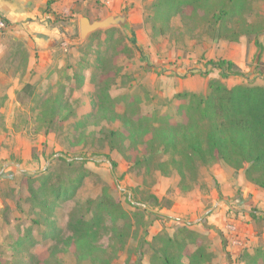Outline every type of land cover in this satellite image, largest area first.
Segmentation results:
<instances>
[{"label":"rangeland","instance_id":"obj_1","mask_svg":"<svg viewBox=\"0 0 264 264\" xmlns=\"http://www.w3.org/2000/svg\"><path fill=\"white\" fill-rule=\"evenodd\" d=\"M154 3L155 0H88L81 6L82 1L76 0L73 11L86 15L90 21L110 15L121 20L118 25L94 31L98 32L97 40L86 43L91 33L81 39L75 18L73 33H68L75 42H80L71 52L75 56L52 65L47 75L25 66L26 51L20 44L12 46L0 61V260L3 264H12L11 235L25 228L36 232L30 219L38 207L27 196L29 182L22 173L33 177L46 171L52 174V182L59 179L62 183L77 173L82 174V183L73 199L65 207L60 203L56 208L55 220L60 226H65L67 213L72 208L90 199L110 196L128 213V221L116 223L105 215V228L98 235L97 246L98 254L108 260L106 264H150L154 261L149 245L153 236H184L183 224L201 236L196 244L188 243V248L193 251L202 244L212 255L210 264H228L227 258L231 264H246L238 261L239 254L264 248V188L247 181L244 168L233 171L241 174V185L234 181L233 174L227 179L216 176L215 165L225 164L221 160L197 164L195 176L185 173L181 177L175 168L162 173L153 164L146 167L137 163L136 159L144 154L140 145L136 149L120 147L117 141L121 149H110L101 130H120V121L96 124L95 119H89L82 125L77 124L80 117L92 110L93 95L103 80L110 84L109 93L116 98L118 112L131 100L137 102L142 114L167 115L174 121L185 119L177 106L186 100L176 99L177 92L205 96L208 79L221 81L218 70L206 65L209 59L233 61L242 72L241 76H229L238 80L236 83L264 84V72L260 71L264 68L256 67L258 56L259 63L264 64V0L249 2L244 17L252 24L251 30L248 37L241 35L236 41L214 38L200 11L191 14L186 8L174 16H159ZM131 17L136 21H130ZM256 38L262 45L261 51L254 45ZM80 44L85 53L84 46L101 49L103 73L97 72L90 78V70L82 69L83 83L77 85L67 77L77 62L82 61L79 60ZM26 83L36 86L33 100L24 93V99H19ZM193 83L197 85L193 86L194 91L191 90ZM201 88L204 92H196ZM56 95H62L61 100L68 102L75 115L66 122L55 118L47 125V119L38 113L45 99H54ZM129 109L134 107L129 105ZM59 155L73 163L58 160ZM166 158L164 155L162 160ZM245 182L252 184L257 192L246 191ZM227 202L234 211L226 210V219L221 225H207V229L201 226V221H206L216 207L224 208ZM240 209H248L255 216L246 215ZM144 210L160 212L166 218L154 219L152 214L143 213ZM141 215L147 228L139 221ZM116 230L122 238L120 249H117L120 241ZM240 233L247 234L246 241L240 238ZM67 234L65 231L64 236ZM42 247L37 249L42 254L41 260L46 256ZM87 258L70 250L63 255L62 264H90Z\"/></svg>","mask_w":264,"mask_h":264},{"label":"trees","instance_id":"obj_2","mask_svg":"<svg viewBox=\"0 0 264 264\" xmlns=\"http://www.w3.org/2000/svg\"><path fill=\"white\" fill-rule=\"evenodd\" d=\"M250 1L155 0L154 6L156 15L167 17L180 14L186 8L191 14L200 11L201 18L212 31L214 38L236 41L241 35L248 37L251 30L252 24L244 17ZM235 18L237 20L233 22ZM97 37L98 32H92L86 43L97 40ZM81 45L78 47L79 60L82 61L77 62L67 77L73 79L77 85L83 83L84 75L80 72L82 69L90 70V78L95 77L97 72L99 75L103 73L104 56L101 49L84 46L87 48L85 53ZM254 45L261 51L262 45L257 38ZM259 58L260 56L257 59V69L264 68V64L259 63ZM205 63L209 69H217L222 79L230 75H242L240 68L230 59H209ZM207 71L203 72L204 76ZM260 71L264 72L263 69ZM109 86L107 80H103L93 95L92 110L80 117L77 124L82 125L89 119H95L96 124L103 121H120V130H101L102 138L110 149L119 150L123 146L136 149L140 145L144 149V154L136 159L138 164L146 167L153 164L155 169L162 173H168L170 169L175 168L181 177H184L185 173L195 176L197 164L221 160L234 171L244 168L245 179L264 188V86L244 84L226 86L219 79L210 78L207 81L208 92L205 96L177 92L174 95L176 99L186 100L177 106L179 114L183 112L185 115L183 121H174L167 115L157 113L142 114L137 102L131 100L126 101L122 112H118L116 98L109 93ZM35 88V84H24L20 90L22 94L18 95L19 99H24V93L33 100L36 95ZM61 96L45 99L46 103L38 113L39 117L47 119V125L55 118L66 122L75 115L74 109L66 100H61ZM129 105L134 107V110H130ZM126 141L128 144H125ZM164 155H167V158L162 160ZM57 159L66 164L73 163L67 162L62 155ZM22 175H25L29 182L27 196L34 207H38L35 216L30 219L36 232L33 233L31 228H25L21 233L9 237L11 263L62 264L63 255L73 250L80 257H88L90 264H106L108 260L98 254L100 248L97 246V238L105 228V215L115 223L128 221L129 215L120 204L110 196L87 200L67 213V221L63 227L55 220L56 208L60 203L65 207L67 202L73 199L82 183V174L77 173L74 178L64 183L59 179L52 182V174L49 171L33 177L25 173ZM47 196L50 198L47 199ZM154 200L156 203L159 202L156 197ZM111 204L116 207L111 208ZM169 205L165 207L168 208ZM144 212L146 214L147 211ZM147 214H152L154 219L166 218V215L160 212L150 211ZM250 216H255L254 212H251ZM143 219L141 215L139 221L147 228ZM182 227L181 232L184 236L182 234L153 236L149 243L152 246L151 260L159 264H210L212 255L202 244L193 251L188 248V243L196 244L197 238L201 239V236L188 230L186 224ZM65 231L68 232L66 236ZM115 234L120 235L118 230ZM117 239L120 241L117 249H120L122 238L118 236ZM38 246H43L42 250H45L46 256L43 260L40 258L42 256L40 249L37 250ZM253 251L244 255L239 254L238 261L246 264H264V248L257 247ZM154 261L150 264H155ZM0 264H3V261L0 260Z\"/></svg>","mask_w":264,"mask_h":264},{"label":"crops","instance_id":"obj_3","mask_svg":"<svg viewBox=\"0 0 264 264\" xmlns=\"http://www.w3.org/2000/svg\"><path fill=\"white\" fill-rule=\"evenodd\" d=\"M76 0H0V14L6 18L8 29L0 34V61L3 56L14 45L20 44L26 51L25 66L39 74L47 75L52 69V65H57L63 58L66 59L74 51L76 43L72 36L68 33H73L75 18L83 17L78 11H73ZM85 4L88 0H80ZM114 0H109L112 2ZM71 17V18H63ZM87 17L86 15H84ZM88 18V17H87ZM130 21H136L135 17H131ZM79 29V25H78ZM226 81H231L226 82ZM229 77L221 79V82L227 86H233L241 83H236ZM189 85V84H188ZM264 86V84H257ZM197 87L196 83L192 84V89ZM186 87V86H185ZM187 89V88H186ZM189 89V88H188ZM204 88L196 92H204ZM216 176L227 179L233 172L226 164L215 165ZM214 166V167H215ZM234 181L241 185V174H233ZM238 176V177H237ZM246 191H255L254 186L250 183H243ZM225 196L228 195L224 192ZM255 200V197H252ZM202 208L205 206L201 201ZM224 208L216 207V209L207 216V220L201 221V226L204 228L216 227L221 225L226 219V210L231 209L230 204L224 203ZM201 208V209H202ZM234 211V210H233ZM246 215H250L248 209H240ZM248 220V219H247ZM206 224V226H205ZM247 232V231H246ZM240 238L246 241V233H240ZM256 237V236H255ZM239 241V240H238ZM240 244V242H239ZM229 248V247H228ZM228 264L230 259L227 258ZM235 264V263H232Z\"/></svg>","mask_w":264,"mask_h":264},{"label":"water","instance_id":"obj_4","mask_svg":"<svg viewBox=\"0 0 264 264\" xmlns=\"http://www.w3.org/2000/svg\"><path fill=\"white\" fill-rule=\"evenodd\" d=\"M119 17L107 16L101 20L90 21L89 18L83 16L79 19V35L81 39H84L88 34L98 30L105 29L110 25H118Z\"/></svg>","mask_w":264,"mask_h":264},{"label":"built area","instance_id":"obj_5","mask_svg":"<svg viewBox=\"0 0 264 264\" xmlns=\"http://www.w3.org/2000/svg\"><path fill=\"white\" fill-rule=\"evenodd\" d=\"M8 29V23L5 17L0 14V34Z\"/></svg>","mask_w":264,"mask_h":264}]
</instances>
